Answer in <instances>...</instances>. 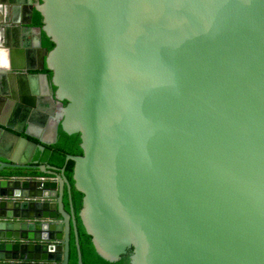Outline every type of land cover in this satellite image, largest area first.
<instances>
[{"label": "water", "instance_id": "obj_1", "mask_svg": "<svg viewBox=\"0 0 264 264\" xmlns=\"http://www.w3.org/2000/svg\"><path fill=\"white\" fill-rule=\"evenodd\" d=\"M2 7L14 35L27 34L34 9L42 25L32 28L39 65L0 49V77L17 78L0 86L10 114L0 131L18 142L0 151V171L53 176L0 174V264H69L71 229L83 264L65 166L32 162L59 127L80 134L82 154L66 160L103 258L131 248L129 264H264V0ZM35 114L50 116L49 139ZM25 146L34 156L19 157Z\"/></svg>", "mask_w": 264, "mask_h": 264}, {"label": "trees", "instance_id": "obj_2", "mask_svg": "<svg viewBox=\"0 0 264 264\" xmlns=\"http://www.w3.org/2000/svg\"><path fill=\"white\" fill-rule=\"evenodd\" d=\"M33 24L42 25V16L36 9H34ZM42 44L43 46L47 47L48 50L52 49L54 46V42L46 36L45 32H42ZM44 71L47 72L48 78L50 79L51 71L47 68H45ZM80 142L81 139L79 133L68 134L59 127L58 140L52 144H45V149L43 151H37L32 162L45 164L49 163L59 168L65 166L64 173L71 183L72 201L77 219L78 238L82 252L83 264H129V255L131 253V248L128 249L126 253L122 254L120 259L116 261H109L98 254L92 243V236L85 231L81 219L78 215L82 207L83 193L78 191L73 185L74 181L72 179V175L74 161L71 159L66 160V155L82 154ZM0 174L5 176H49L48 174L46 175L37 168H6L0 171ZM64 203L65 208L68 210L69 202L66 190L64 193ZM69 264H78L77 248L75 245L74 233L72 229L70 232Z\"/></svg>", "mask_w": 264, "mask_h": 264}, {"label": "crops", "instance_id": "obj_3", "mask_svg": "<svg viewBox=\"0 0 264 264\" xmlns=\"http://www.w3.org/2000/svg\"><path fill=\"white\" fill-rule=\"evenodd\" d=\"M10 1L11 0H1L0 4L1 6H4L5 4H8L10 6ZM12 1L16 2V0H12ZM22 1H27V0H22ZM31 1L32 0H28V2H31ZM24 4L25 3H21L22 6ZM2 10L0 11V49H5L7 51L8 49L15 50V55L17 57V60L20 61V63L24 65H27L30 62L31 63L33 62V64H35L34 62L36 61L38 63H36L35 65H39L40 49L33 44L35 41V34H34V31L32 30V28L34 27L33 26L34 24L29 25V27L27 28L28 31L26 32L27 34H24L22 31H19L17 32L16 35H14L11 27L15 25L4 23L5 15L7 11H5L3 7H2ZM13 36H18L19 38H17V40L14 41L13 39H11V37ZM8 40H9V45L13 44L14 46L7 45ZM5 80L8 83V80L5 78V76L0 77V86L5 82ZM28 88L29 87H27V89ZM34 108H36L37 111H39L40 113H45L46 115H48V113L45 112L43 109H38L37 107H34ZM0 109H1L0 119L6 122L9 119L10 114L8 115V111L6 112L7 107L5 105V100L0 102ZM35 116H38V122L35 120L36 122H33V126H35L38 129V133L40 134V136H44L46 139H49L51 135H50L49 128L47 125L50 124V120H49L50 116H45V118L43 117L42 114H37V115L35 114ZM17 143L18 142L15 139L11 138L10 136L5 135L4 131H0V151L1 152H6L8 155L9 154L12 155L17 148ZM24 148L25 149H22L19 152L18 154L19 157H22V156L29 157L31 153H33V156H34L37 150V147H32L29 151L27 150V153H26L25 150L27 149V147L25 146ZM49 176H53V175L50 174Z\"/></svg>", "mask_w": 264, "mask_h": 264}, {"label": "flooded vegetation", "instance_id": "obj_4", "mask_svg": "<svg viewBox=\"0 0 264 264\" xmlns=\"http://www.w3.org/2000/svg\"><path fill=\"white\" fill-rule=\"evenodd\" d=\"M32 3L33 4H35L36 3V0H32ZM36 25V24H35ZM35 38L37 39L38 38V36L37 35H35ZM29 56H31V55H29ZM27 63V62H26ZM31 63V62H30ZM30 63H28L27 65H29ZM35 64L36 63H38L37 61L36 62H34ZM35 64H33V62L30 64V65H35ZM39 64H40V62H39ZM22 65H24V64H22ZM37 66V65H36ZM45 69V68H44ZM25 70V69H24ZM27 71H31V70H25V73H27ZM44 71V70H43ZM25 75H28V74H25ZM23 78H25L22 82H24V81H26V77H23ZM12 80V81H11ZM15 82H17V78H15V77H12V79H9V81H8V83L9 84H11V83H13V84H15ZM27 87H29L28 85H26L25 86V88H27ZM14 91V90H13ZM29 91V90H28ZM8 99H10L11 101H12V104H11V106H12V110L13 109H17V110H20V108L23 106L22 105V101H17V100H15L14 98L12 99V98H8ZM4 101V100H3Z\"/></svg>", "mask_w": 264, "mask_h": 264}]
</instances>
